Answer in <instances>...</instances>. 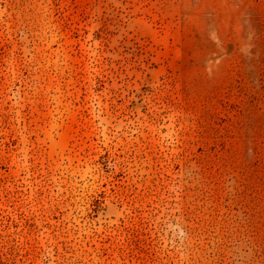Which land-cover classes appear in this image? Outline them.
I'll return each instance as SVG.
<instances>
[{
	"label": "rangeland",
	"instance_id": "374dc122",
	"mask_svg": "<svg viewBox=\"0 0 264 264\" xmlns=\"http://www.w3.org/2000/svg\"><path fill=\"white\" fill-rule=\"evenodd\" d=\"M0 264H264V0H0Z\"/></svg>",
	"mask_w": 264,
	"mask_h": 264
}]
</instances>
